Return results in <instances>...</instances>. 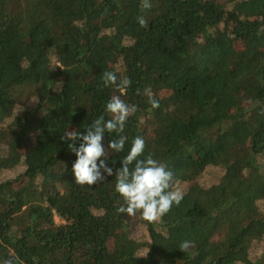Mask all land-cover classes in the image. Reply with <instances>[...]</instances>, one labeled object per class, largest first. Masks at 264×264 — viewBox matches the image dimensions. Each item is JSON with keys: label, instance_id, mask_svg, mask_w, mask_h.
Wrapping results in <instances>:
<instances>
[{"label": "trees", "instance_id": "1", "mask_svg": "<svg viewBox=\"0 0 264 264\" xmlns=\"http://www.w3.org/2000/svg\"><path fill=\"white\" fill-rule=\"evenodd\" d=\"M140 2L0 0V264H264V0ZM104 71L131 80L121 98L137 106L108 166L139 135L184 193L156 222L117 213L115 176L74 183L60 137L108 119L119 93ZM201 84L222 96L201 107ZM243 191L253 207L235 198ZM160 236L172 255L158 253Z\"/></svg>", "mask_w": 264, "mask_h": 264}, {"label": "clouds", "instance_id": "2", "mask_svg": "<svg viewBox=\"0 0 264 264\" xmlns=\"http://www.w3.org/2000/svg\"><path fill=\"white\" fill-rule=\"evenodd\" d=\"M151 7V0H141V12ZM137 23L146 27L148 21L140 15ZM101 82L104 87L115 86L119 93L112 95L106 102L104 113L108 119L101 115L88 125L86 131L67 130L60 137L61 141H68V150L76 157L72 165L74 183L91 187L105 181L107 177L115 176L114 192L121 201L117 213L129 218L139 215L143 221L156 222L168 214L173 205L179 206L184 193L173 187V171L154 159L151 153L145 155V140L139 135L132 139L130 149L120 160V167L113 169L108 166L110 153L124 151L128 138L121 133L124 132L128 118L137 112V106L121 98L126 95L132 83L129 78L118 80L116 72L104 71ZM55 90L61 91L60 85ZM144 94L148 96L152 109L160 106L150 89H144ZM105 133L116 134V137L109 139L107 148L103 143ZM77 140L81 141L78 147L75 146ZM193 246V241L185 239L178 249L185 253ZM16 261L18 258H8L3 264H15Z\"/></svg>", "mask_w": 264, "mask_h": 264}, {"label": "rangeland", "instance_id": "3", "mask_svg": "<svg viewBox=\"0 0 264 264\" xmlns=\"http://www.w3.org/2000/svg\"><path fill=\"white\" fill-rule=\"evenodd\" d=\"M3 2H5V0H3ZM221 96H222L221 91L218 88H212V87L204 85V84H201L200 86H198L196 91H195V97L198 100V102L200 103L201 107L208 97H213L214 100H216V99H219ZM49 104L51 106H54L55 108H60V105L53 100L50 101ZM200 115H201V117H208V116H206V114L203 110L201 111ZM243 165H244V162L235 166L233 168L234 172H237V173L240 172ZM180 173L184 174L183 172H180ZM235 198L241 204L248 206V207H253L254 199H253V195L251 193L246 192V191L239 192V193L235 194ZM211 238H212V236H209V235L204 236L205 240L211 239ZM158 253L162 256L172 255V253L164 250V241H163V238L161 236H160V242H159V246H158Z\"/></svg>", "mask_w": 264, "mask_h": 264}]
</instances>
